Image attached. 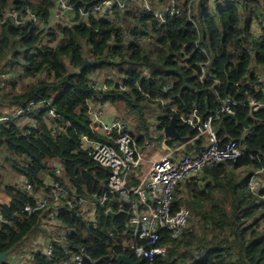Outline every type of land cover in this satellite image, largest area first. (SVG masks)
I'll return each instance as SVG.
<instances>
[{"label":"trees","instance_id":"1","mask_svg":"<svg viewBox=\"0 0 264 264\" xmlns=\"http://www.w3.org/2000/svg\"><path fill=\"white\" fill-rule=\"evenodd\" d=\"M102 1L71 0V4L79 19L80 11H89ZM170 1L158 0V5ZM182 1L184 14L165 22L145 14L140 5H132L120 12V22L112 28L95 17L87 23L59 24L62 38L56 47L43 44V32L36 26L19 28L8 23L0 30V68L8 73L7 85L12 90L0 91V113L25 106L33 99H51L61 116L52 119L47 111L32 112L29 116L36 122L35 127L23 125L20 120L0 124V190L9 197L4 215L11 222L0 224V253L19 245L43 220L42 212L24 211L32 200L15 183V177L24 175L40 188L42 178L50 175L67 189H76L90 198H98L108 189L112 169L81 148V135L111 143L93 134L88 107V100L98 93L89 84L90 76L109 70L119 83L110 85L100 101L116 107L118 112L133 114L130 120L134 119L135 127L131 134L139 145L151 139V112L162 111L159 118L165 121L163 131L175 116L177 130L187 141L198 131L184 123L180 115L189 116L198 105L199 113L206 118L231 96L239 102L235 117L222 114L214 124L224 141H242L247 154L236 161L206 166L203 171L207 177H203L202 184L198 177L184 182L187 194L182 193L180 185L176 188L172 209L185 206L190 214L180 240L159 230L157 245H166V256L149 260L124 247L125 240L144 241L133 237L126 226L130 205L116 201L100 207V225L96 228L86 227L76 209L63 207L59 218L73 231L70 247L75 250L85 245L87 255L94 260L85 264H129L119 263V254L131 256L136 264H264V190L256 194L249 186L253 169L264 166V112L256 111L249 103L251 96L264 100V84L255 75V69L264 75V0H246L243 5L237 0H214L212 6L208 0H197L193 5L196 24L187 15L190 0ZM12 2L19 7L30 2L44 18L49 17L53 6L52 0H0V14ZM111 32L117 34L118 41L115 62L106 57ZM51 36L57 39L59 34L54 29ZM86 58L104 62L80 72ZM201 62L208 63V72L219 80L218 85L197 79L195 72ZM144 66L150 67L149 73L141 70ZM24 79L27 82L19 90ZM201 89L207 92H199ZM158 95L170 99L177 112L155 102ZM152 103L158 108L150 110ZM246 119L250 134L243 125ZM52 124L64 129L55 135ZM203 140L198 138L197 145ZM253 154L257 159H251ZM55 163L62 165L60 173ZM5 168L9 173L5 174ZM260 175L264 178V171ZM131 177L129 184L135 185V174ZM108 208L116 214H107ZM33 255L38 264H60L69 257L67 248L57 249L52 258L42 252ZM0 264L9 263L5 260Z\"/></svg>","mask_w":264,"mask_h":264},{"label":"built area","instance_id":"2","mask_svg":"<svg viewBox=\"0 0 264 264\" xmlns=\"http://www.w3.org/2000/svg\"><path fill=\"white\" fill-rule=\"evenodd\" d=\"M52 1L53 6L48 18L37 13L31 7L30 2L23 3L21 7L12 2L0 14V30L8 23L19 28L36 26L39 31L43 32V44L56 47L62 38L57 29L59 24L87 23L90 18L95 17L103 20L109 25V28H112L120 22V12L127 10L132 5H140L145 14L154 16L161 22L184 14L181 7L182 0H171L161 6L158 5V0H103L89 11H80V18L78 19L76 8L71 4V0ZM213 1L208 0V4L212 6ZM237 1L241 5L246 2V0ZM196 2L197 0H190L187 7V15L195 24L193 5ZM53 21L57 24L53 25ZM255 27L253 28L255 29ZM54 29L59 34L57 39H52L51 36ZM117 44V34L111 32L106 49V57L109 61H118V56L114 54ZM203 51L205 52L204 49ZM141 70L144 73H149L150 67L144 66ZM46 75L45 72L43 76ZM195 75L202 83L210 81H214L215 85L220 83L218 79H213L209 74L207 62L199 63ZM255 75L257 81L264 84V76L261 73ZM8 78V73L0 70V90L7 89ZM118 83L117 77L100 73H93L89 81L90 86L98 91L97 96L88 100L91 130L93 134H100L109 139L111 143L88 134L81 135V148L89 151L98 163L112 169V174L108 179V189L102 196L98 198L85 197L79 194L76 189H67L59 180L50 175L42 178L43 184L40 188H37L24 175L17 176L14 180L32 200L31 204L26 205L24 211L29 214L42 212V221L49 229L43 237V255L52 258L57 249H68L69 257L60 264L94 263L93 258L87 255L85 245H81L75 250L70 247L69 241L73 231L66 228L59 218L60 210L63 207L76 209L86 227L96 228L100 225V207L104 206L105 203L116 201L121 204H129L130 216L126 226L133 237L144 242L140 244L132 239L125 240L123 245L137 257L153 260L158 255L166 256L168 252L166 245H157L160 239V229L170 232V236L174 240H180L183 236L190 209L185 206L176 211L172 209L174 193L180 183L199 175L208 165L236 161L247 154L246 146L242 141H224L214 125L215 119L220 115L236 114L235 106L239 102L231 96L222 100V104L206 118H203L199 113L198 105L194 107L189 116L180 115L184 123L198 131L197 136L191 140L204 137L196 154L175 155L177 149L169 146V138L165 136L161 128L165 121L156 116H152L149 127L151 139L145 141L143 145H139L137 139L131 134L128 123L117 116H110L107 113L108 104L100 101L110 90V85H117ZM168 89L170 87L166 88L165 91ZM153 100L173 113L177 112V108L172 106L170 99L158 95ZM249 103L256 111L264 112V100L251 96ZM42 111H47L52 119L61 118L57 109L53 107L51 99H33L25 106H15L0 113V124L20 120L23 125L35 127L36 122L29 115L32 112ZM63 129L61 125H51L52 133L55 135H58ZM251 132L250 126L246 128V134ZM158 138L165 150L164 154L159 159L152 161L142 176L137 177L135 185H130L132 170L144 160L143 149H150ZM250 157L252 160L257 159L255 154ZM55 170L60 173L62 165L55 163ZM253 171L254 174L250 179L249 186L254 193L258 194L264 190V179L260 178L264 166L254 168ZM4 205L0 201V224H9L11 222L4 215ZM108 210L115 212L108 208L107 214ZM33 254L22 251L19 259L23 264H38Z\"/></svg>","mask_w":264,"mask_h":264},{"label":"crops","instance_id":"3","mask_svg":"<svg viewBox=\"0 0 264 264\" xmlns=\"http://www.w3.org/2000/svg\"><path fill=\"white\" fill-rule=\"evenodd\" d=\"M52 24L56 25L57 23L55 21H53ZM255 30H258L257 26L255 27ZM255 73H261L263 75V73L261 72L260 69H255ZM107 108L109 110L107 112H109L110 116H114V115L116 116L117 115L116 109L114 110V107L111 104H108ZM110 112H111V114H110ZM153 113L154 114H150V115L156 116L158 118L161 116L160 114H158V111L153 112ZM130 132H131V130H130ZM196 140H198V139H196ZM196 140H190V141L180 140L181 142H174V141H171L170 138H169L168 139V144L173 149H177L176 153H175V155H177V156H180V155H183V154H188V153L196 154L198 149H199V147H200V145H197ZM191 145L193 147L192 149L190 147ZM194 146H196V147H194ZM164 151L165 150H164V148L162 146L161 140L158 138L150 149H143V158H144V160H142V162L136 168H134L132 170V173H131L132 175L131 176H133V174H135V176H136L135 178L137 179V177H139L141 173L143 174L146 171V169L151 165L152 161L159 159L162 156V154H164ZM201 173H200L201 175L199 174V175H197L195 177H207L204 174V171H202ZM260 178L264 179L262 175H260ZM182 183H184V182H181L180 185ZM3 194H4V192H3ZM3 194L0 193V201H2L1 199L4 198ZM8 201H9V197L7 195L5 197V201H2V203L6 204V203H8ZM31 255H32V253H31ZM6 260H7L8 263L23 264L22 261L19 259V255H10V256L8 255L6 257Z\"/></svg>","mask_w":264,"mask_h":264},{"label":"rangeland","instance_id":"4","mask_svg":"<svg viewBox=\"0 0 264 264\" xmlns=\"http://www.w3.org/2000/svg\"><path fill=\"white\" fill-rule=\"evenodd\" d=\"M0 70H3L5 71L4 69L0 68ZM104 72H102L104 75H114V73H112L111 71L109 70H103ZM27 80L24 79L22 81V83L18 86V89L20 90L22 87H24V85L26 84ZM7 84H8V81H7ZM1 91V90H0ZM12 91L11 90V85H7V89H2V93L3 92H10ZM17 91V90H16ZM158 104L157 103H152L149 105L148 108H150V110L154 109V108H158ZM114 107V106H113ZM117 109L116 107H114V110ZM107 111L108 108H107ZM124 111V110H123ZM158 111V113L160 115H162L160 112H162L161 110H156ZM109 114V112H107ZM116 113L117 115L122 118L124 121H126V123H128V125L130 126L129 129L132 130V128L135 127V121L134 119L130 120V118H133V114H125V113H122L121 112H118L116 110ZM111 114V112H110ZM150 114H154L153 112H151ZM115 116V115H114ZM152 120V115H150V122ZM191 140V139H190ZM190 140H187V141H190ZM1 157V156H0ZM0 165H1V161H0ZM6 166H9V164H6ZM10 170L8 169H4V172L5 174L9 173ZM142 174V173H141ZM140 174V175H141ZM202 174V173H201ZM200 174V175H201ZM143 175V174H142ZM141 175V176H142ZM14 178V177H13ZM197 178V177H196ZM198 181H199V184H202L203 183V177H198ZM184 183H182L180 186H179V189L182 191L183 194H187V191L185 189L186 186L183 185ZM0 193L3 194V192L0 190ZM7 195L4 193L3 194V199H1L2 201H5V197ZM1 201V202H2ZM39 229V230H38ZM49 231L48 227L45 226V223L44 221H41V223L33 230L31 231L27 236L26 238L13 250L11 251L8 255H20V253L22 251H26L28 253H36V252H42V243H43V237L45 236V233ZM7 255V256H8Z\"/></svg>","mask_w":264,"mask_h":264},{"label":"water","instance_id":"5","mask_svg":"<svg viewBox=\"0 0 264 264\" xmlns=\"http://www.w3.org/2000/svg\"><path fill=\"white\" fill-rule=\"evenodd\" d=\"M104 61L103 60H92L90 58H86L84 63L82 64V66L80 67V72H82L85 68L87 67H95V66H99L103 63ZM207 92V89H201L199 90V92ZM232 117H235L234 115H231ZM243 125L245 128H248L249 127V123H248V119H246L244 122H243ZM177 127H178V122H177V118L175 116L172 117L171 121L169 124H167L165 127H164V134L166 137L168 138H175V139H178V140H184L183 137H181V135L179 134L178 130H177ZM108 214L110 215H114L115 212L111 211V210H108ZM18 245H15L14 247H12L11 249L5 251V252H2L0 253V262L2 261H5L6 260V257L7 255L13 251ZM117 261L119 263H129V264H136L135 260L129 256V255H126V254H119L117 256Z\"/></svg>","mask_w":264,"mask_h":264}]
</instances>
